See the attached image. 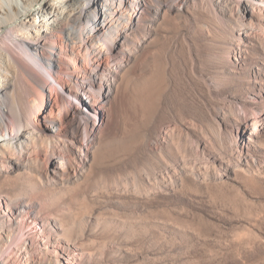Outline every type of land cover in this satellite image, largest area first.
Masks as SVG:
<instances>
[{
    "label": "rangeland",
    "instance_id": "rangeland-1",
    "mask_svg": "<svg viewBox=\"0 0 264 264\" xmlns=\"http://www.w3.org/2000/svg\"><path fill=\"white\" fill-rule=\"evenodd\" d=\"M128 1L116 0L124 19L92 46L52 33L56 81L25 57L53 82L45 90L25 73L21 85L50 143L0 157V256L264 264V0H146L141 11ZM165 42L174 58L160 89ZM113 65L109 98L100 81L90 98L78 93L93 68ZM83 100L96 109L88 126L76 118Z\"/></svg>",
    "mask_w": 264,
    "mask_h": 264
},
{
    "label": "bare ground",
    "instance_id": "bare-ground-1",
    "mask_svg": "<svg viewBox=\"0 0 264 264\" xmlns=\"http://www.w3.org/2000/svg\"><path fill=\"white\" fill-rule=\"evenodd\" d=\"M121 1V6L129 2ZM134 2V6L141 11L146 0H134ZM117 7L116 0H43L41 4L39 0H0V157H4L6 154L3 153L6 152L7 157L8 153L16 154L17 149L24 157L29 153L32 142L37 143L47 139V136L34 126L32 108H29V104L32 105L37 99L31 92H25L21 85L25 73L33 76L45 90L53 82L42 81L25 62V57L51 70L52 80L56 81V76L58 77L56 68L60 64L63 65L64 61L60 59L58 51L60 47L51 43L52 33L61 30L67 41L79 37L87 47L92 46L94 42L103 40V37L111 36L115 25L118 26V23L124 19V16L118 19L113 17ZM161 10L160 7V12ZM117 11L118 14L122 12L119 9ZM33 12H36L34 18L31 17ZM133 25L134 22H131L130 30ZM125 34L122 33L121 36L126 37ZM68 47L70 52H75L74 46L68 44ZM172 51L173 48H170L167 42L160 51V89L164 82L166 83L167 61L170 62L174 58ZM89 61L92 62L90 58ZM100 72L99 66L93 68L78 93L89 96L100 81L107 87L104 94L106 99L109 98L113 91L110 81L120 75V72L115 65L102 74ZM67 75L68 80H73L71 74ZM52 102L53 97L47 96V108L54 106ZM94 112L96 113V109L83 100L82 108H79V113L76 115L78 124L88 126L91 122L90 115ZM10 117L12 120L8 122L7 119ZM240 119L242 122L248 121L249 114L246 113ZM92 133L94 134V131ZM254 133L259 136L261 128L256 127ZM47 143H50L48 139ZM229 155L235 156L231 153ZM58 164L60 162H56V166ZM2 173L1 170L0 174ZM23 194L27 195V190ZM10 257L12 256H0V264H12L8 259Z\"/></svg>",
    "mask_w": 264,
    "mask_h": 264
}]
</instances>
